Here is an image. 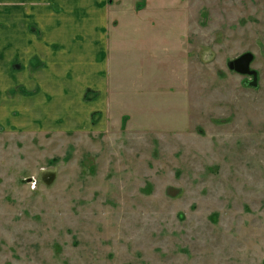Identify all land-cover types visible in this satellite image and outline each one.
<instances>
[{
    "label": "rangeland",
    "instance_id": "374dc122",
    "mask_svg": "<svg viewBox=\"0 0 264 264\" xmlns=\"http://www.w3.org/2000/svg\"><path fill=\"white\" fill-rule=\"evenodd\" d=\"M139 1L100 131L68 129L76 88L0 81V264H264V0ZM246 52L257 79L229 68Z\"/></svg>",
    "mask_w": 264,
    "mask_h": 264
},
{
    "label": "crops",
    "instance_id": "0c3cea01",
    "mask_svg": "<svg viewBox=\"0 0 264 264\" xmlns=\"http://www.w3.org/2000/svg\"><path fill=\"white\" fill-rule=\"evenodd\" d=\"M139 3V0H0V81L4 89L1 95L7 99L9 88L24 87L27 83L45 89L76 88V102L88 106V121L84 126L73 121L68 129L100 131L111 112L106 56L111 34L119 29L120 20L116 17L119 11L114 10L121 8L136 15L140 13ZM148 5L147 2L143 8L148 9ZM35 57L41 64L34 68L31 60ZM15 62L20 65L18 70L13 68ZM29 66L35 69L33 76L29 75ZM88 88L99 92L93 101L84 100ZM61 94L67 102L71 100L70 92ZM25 95L17 92L14 99L19 104ZM40 96L31 98L45 100ZM4 102L0 104V117L15 109L7 108ZM99 111L103 121L94 127L91 117Z\"/></svg>",
    "mask_w": 264,
    "mask_h": 264
},
{
    "label": "water",
    "instance_id": "95a60500",
    "mask_svg": "<svg viewBox=\"0 0 264 264\" xmlns=\"http://www.w3.org/2000/svg\"><path fill=\"white\" fill-rule=\"evenodd\" d=\"M254 61V54L246 52L229 61V68L243 75H253L257 79V71L251 67Z\"/></svg>",
    "mask_w": 264,
    "mask_h": 264
},
{
    "label": "trees",
    "instance_id": "16d2710c",
    "mask_svg": "<svg viewBox=\"0 0 264 264\" xmlns=\"http://www.w3.org/2000/svg\"><path fill=\"white\" fill-rule=\"evenodd\" d=\"M41 64V62L39 61V59L38 58H33L32 60H31V65H32V67H38L39 65ZM13 68H15V69H18V68H20V65L17 63V62H15L14 63V66H13ZM18 89H20V90H22L24 93H28L29 91L28 90H26L25 89V87H23V86H20ZM16 91V88H12V89H10V92L11 93H14ZM97 92H92L91 90H88L87 91V93H86V96H85V98L87 99V100H90L91 98H94V97H96L97 96ZM96 115V113L94 114V116ZM93 116V117H94ZM95 118V117H94ZM97 120L96 119H94V121L93 122H96Z\"/></svg>",
    "mask_w": 264,
    "mask_h": 264
},
{
    "label": "flooded vegetation",
    "instance_id": "af4514ba",
    "mask_svg": "<svg viewBox=\"0 0 264 264\" xmlns=\"http://www.w3.org/2000/svg\"><path fill=\"white\" fill-rule=\"evenodd\" d=\"M249 78H253V76H250Z\"/></svg>",
    "mask_w": 264,
    "mask_h": 264
}]
</instances>
